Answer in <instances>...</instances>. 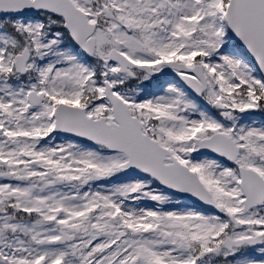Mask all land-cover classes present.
Wrapping results in <instances>:
<instances>
[{"label":"snow or ice","instance_id":"obj_1","mask_svg":"<svg viewBox=\"0 0 264 264\" xmlns=\"http://www.w3.org/2000/svg\"><path fill=\"white\" fill-rule=\"evenodd\" d=\"M0 264H264V0H0Z\"/></svg>","mask_w":264,"mask_h":264}]
</instances>
